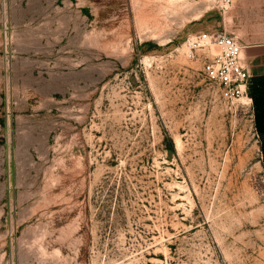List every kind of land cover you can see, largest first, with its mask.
Instances as JSON below:
<instances>
[{
    "label": "rangeland",
    "instance_id": "1",
    "mask_svg": "<svg viewBox=\"0 0 264 264\" xmlns=\"http://www.w3.org/2000/svg\"><path fill=\"white\" fill-rule=\"evenodd\" d=\"M220 1L0 0V264H264L263 134L188 56Z\"/></svg>",
    "mask_w": 264,
    "mask_h": 264
},
{
    "label": "crops",
    "instance_id": "2",
    "mask_svg": "<svg viewBox=\"0 0 264 264\" xmlns=\"http://www.w3.org/2000/svg\"><path fill=\"white\" fill-rule=\"evenodd\" d=\"M216 21L203 23V29L224 31L240 46L239 64L249 75L253 122L264 139V0H231Z\"/></svg>",
    "mask_w": 264,
    "mask_h": 264
},
{
    "label": "built area",
    "instance_id": "3",
    "mask_svg": "<svg viewBox=\"0 0 264 264\" xmlns=\"http://www.w3.org/2000/svg\"><path fill=\"white\" fill-rule=\"evenodd\" d=\"M229 4L231 0H221L219 9ZM187 48L192 59L203 55L202 73L217 86L225 102L248 99L249 75L239 64L241 48L234 37L224 31L202 32L188 40Z\"/></svg>",
    "mask_w": 264,
    "mask_h": 264
},
{
    "label": "bare ground",
    "instance_id": "4",
    "mask_svg": "<svg viewBox=\"0 0 264 264\" xmlns=\"http://www.w3.org/2000/svg\"><path fill=\"white\" fill-rule=\"evenodd\" d=\"M243 103H244L245 105H250V101H249V99H246V98L243 99Z\"/></svg>",
    "mask_w": 264,
    "mask_h": 264
}]
</instances>
